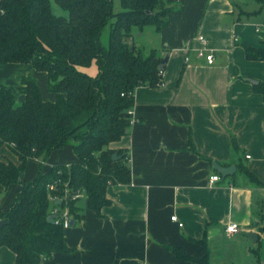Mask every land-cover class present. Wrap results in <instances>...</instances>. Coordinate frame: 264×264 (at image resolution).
<instances>
[{
  "label": "crops",
  "instance_id": "0c3cea01",
  "mask_svg": "<svg viewBox=\"0 0 264 264\" xmlns=\"http://www.w3.org/2000/svg\"><path fill=\"white\" fill-rule=\"evenodd\" d=\"M165 1L173 8L167 24L160 31L147 26L157 35L152 49L167 58L162 85L136 88L137 123L111 144L128 152L131 182L107 187L111 203L101 215L83 194L76 202L80 221L65 229L69 251L54 252L41 264H196L172 248L203 259L201 240L209 264H264V187L249 184L242 173L222 179L214 168L215 163L237 167L239 160L264 184V94L259 90L264 60L248 59L245 52V46L264 49V0ZM199 35L207 38L206 45ZM204 47L213 52V64L195 50ZM86 68L82 71L88 73ZM25 76L37 80L45 101L55 100L46 72L26 63L0 64V88L11 89L18 103L25 100L18 90ZM6 158L19 162L3 146L0 160ZM77 160L69 145L54 150L41 169L46 173ZM39 163L29 161L21 179H34ZM217 174L220 180L211 183ZM17 191L18 185L0 184V211L10 208ZM230 224L239 231L228 233ZM0 264L19 263L3 246Z\"/></svg>",
  "mask_w": 264,
  "mask_h": 264
},
{
  "label": "trees",
  "instance_id": "16d2710c",
  "mask_svg": "<svg viewBox=\"0 0 264 264\" xmlns=\"http://www.w3.org/2000/svg\"><path fill=\"white\" fill-rule=\"evenodd\" d=\"M56 2L68 17L56 15L50 0H0V64L26 63L46 72L48 89L55 94L54 101H45L31 76L21 78L22 103L11 89L0 88V148L7 146L19 160H0V184L18 185L10 208L0 211V247L11 249L19 264H41L54 252L69 251L63 224L48 220L54 206L67 209L75 225L81 209L71 199L74 193L83 192L89 208L101 215L111 203L107 187L131 182L128 152L111 144L131 128L127 112L134 106L136 88L161 86L164 69L159 68L163 58L157 49L126 40L135 29L153 26L160 31L173 9L165 0H119L120 10L114 0ZM245 52L248 59L264 60V49L245 46ZM93 63L95 75L82 71ZM259 90L264 94V84ZM69 145L78 160L44 173L41 162ZM233 147L236 153L235 142ZM115 152L122 157L115 160ZM31 160L40 162L39 172L23 181L21 174ZM236 164L233 177L242 173L249 184L264 187L245 164ZM54 195L58 201L53 203ZM200 243L203 259L172 251L196 264H209L206 242Z\"/></svg>",
  "mask_w": 264,
  "mask_h": 264
},
{
  "label": "built area",
  "instance_id": "2783aa9c",
  "mask_svg": "<svg viewBox=\"0 0 264 264\" xmlns=\"http://www.w3.org/2000/svg\"><path fill=\"white\" fill-rule=\"evenodd\" d=\"M197 39L203 45H206L207 42H208L207 38L205 36H203V35H199ZM195 50L198 52V54L200 56H204L209 64H213L214 63V59L215 58H214V54H213L212 51H210V50L208 51V49L206 47H204V48H195ZM127 115H128V117L130 119L131 126L137 123V119L134 117L132 109L127 112ZM246 158L250 159L251 155H246ZM219 180H220V176L218 174L217 175H213V176L210 177V182L211 183L217 182ZM54 189H55V185H51L50 186V190H54ZM83 194L84 193L80 192V191L76 192V193H74L71 196V199L72 200H78L80 197L83 196ZM51 201L53 203L58 201V197L56 195L52 196L51 197ZM51 215H54L55 216L54 220H56L57 223L58 222L62 223L65 229L69 228L70 226H72V221L73 220H72L71 216L69 215L67 209H61L59 206H54L52 208ZM172 220L177 222L178 221L177 220V216H173ZM179 225L182 226L183 224L179 223ZM227 231H228V233H231V234L237 233L239 231V226L237 224H230V225L227 226Z\"/></svg>",
  "mask_w": 264,
  "mask_h": 264
},
{
  "label": "rangeland",
  "instance_id": "374dc122",
  "mask_svg": "<svg viewBox=\"0 0 264 264\" xmlns=\"http://www.w3.org/2000/svg\"><path fill=\"white\" fill-rule=\"evenodd\" d=\"M53 1V12L56 15L59 16H64V17H68V11L64 10L62 7H60L59 5H57L55 3V0ZM115 1V9L116 10H120V5H119V0H114ZM155 31L153 29V27H145V32L143 34L142 31H138V30H134L133 36L131 37V39L134 41V43L138 46V47H142L146 50L152 49L156 47V42H157V35H155ZM88 73L91 75H95L97 73V65L95 63H93L90 67L86 68ZM32 167H29L27 170V176L30 177L32 176L31 174V169ZM35 175V172H34Z\"/></svg>",
  "mask_w": 264,
  "mask_h": 264
},
{
  "label": "water",
  "instance_id": "95a60500",
  "mask_svg": "<svg viewBox=\"0 0 264 264\" xmlns=\"http://www.w3.org/2000/svg\"><path fill=\"white\" fill-rule=\"evenodd\" d=\"M166 63H167V58L163 59V61L161 62L159 68H160L161 70H163L164 67L166 66ZM121 157H122V156H119L117 152H115V153L113 154V158H114L115 160L120 159ZM214 168H215V169L218 171V173L221 175L222 179H225V178L228 177V176H232L233 174H235V172H236V170H237L236 165H231V166L225 167V166H221V165H219L218 163H215V164H214ZM54 218H55L54 215H50V216L48 217V220H49V221H52V220H54ZM72 224H73V221H72ZM247 236H248L250 239L254 240V241L257 240V238H258L257 235H256L255 233H249V234H247Z\"/></svg>",
  "mask_w": 264,
  "mask_h": 264
}]
</instances>
